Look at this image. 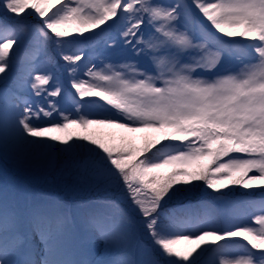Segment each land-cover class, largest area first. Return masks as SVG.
<instances>
[{"label":"snow or ice","instance_id":"1","mask_svg":"<svg viewBox=\"0 0 264 264\" xmlns=\"http://www.w3.org/2000/svg\"><path fill=\"white\" fill-rule=\"evenodd\" d=\"M0 14V152L117 193L0 184V264H206L234 238L243 254L218 264H264V0H0ZM101 43L122 62L98 66ZM196 182L212 199L191 202Z\"/></svg>","mask_w":264,"mask_h":264},{"label":"rangeland","instance_id":"2","mask_svg":"<svg viewBox=\"0 0 264 264\" xmlns=\"http://www.w3.org/2000/svg\"><path fill=\"white\" fill-rule=\"evenodd\" d=\"M190 2V0H188ZM193 18L198 19L199 18V11L198 9H195L193 11ZM4 17L2 14H0V20H3ZM11 22V21H9ZM26 23L29 25H35L38 23V21L34 18H28L26 20ZM104 27V26H102ZM99 32L100 30H95ZM87 35V33H86ZM27 43V42H26ZM13 51H15V46L13 48ZM100 61H103V64L98 63V66L103 67L106 63H117L122 62V58L115 57L111 55V49L105 48L103 43L99 46L98 53ZM53 55L55 56L56 53L53 52ZM57 59H59L58 56H56ZM63 63L62 61L60 62ZM15 75V73H13ZM64 80L65 85L67 86V77L66 75L62 77ZM71 92L75 93L74 89H69ZM25 95L29 98L31 97V92L26 91ZM38 99V98H36ZM59 99V98H57ZM88 99V98H85ZM98 99V98H93ZM61 105L71 110V104L70 101L65 100L61 101ZM98 131L108 135V134H114L117 137V140L121 136H127L134 140V142L138 145L143 144L145 139L151 136L157 135L156 133L152 132H136V133H128L125 132L122 129L118 128H109V127H99L97 129ZM74 132H83V129H80L79 127H74L72 129ZM51 135H63V133L55 132L51 133ZM64 162L63 160H60L58 162V166L55 168H47L42 166H35L30 164H22L18 163L10 158H8L6 155H4L2 152H0V184H3L4 182H8L10 184L15 185L22 193L27 194L30 197L36 198V199H42V198H55L59 200H65V201H87L90 199H103L106 197H114L117 195V193L111 191V190H105L103 187L100 188H86V187H80L76 184L74 178L69 175L64 170ZM197 188L195 192L191 194V202L193 204L197 203L200 200H210L212 199V196L209 195L212 193L215 195L214 190L207 189L202 186L203 182H196ZM227 183V181H225ZM237 189V192H235L230 199H236L239 198L241 193L239 191V186H232ZM222 191H228V189H223ZM257 191L258 190H254ZM260 197L257 195L254 197V199H259ZM125 207H130L131 201L125 199L123 201ZM174 206V205H173ZM215 208L222 209L223 208V202H218L215 206ZM141 239L151 246V241L148 239L147 235L144 233H141ZM239 238H234V240ZM233 241L225 242L218 241L217 244H225V250L227 253H230V255L226 257H220L219 254L213 249L212 251H209L207 255L204 257V261L206 264H218V261L220 259H233V258H239L243 254V248L235 243ZM183 248H192L195 247V245L192 244H184L181 245Z\"/></svg>","mask_w":264,"mask_h":264},{"label":"bare ground","instance_id":"3","mask_svg":"<svg viewBox=\"0 0 264 264\" xmlns=\"http://www.w3.org/2000/svg\"><path fill=\"white\" fill-rule=\"evenodd\" d=\"M53 2H55V0H53Z\"/></svg>","mask_w":264,"mask_h":264},{"label":"water","instance_id":"4","mask_svg":"<svg viewBox=\"0 0 264 264\" xmlns=\"http://www.w3.org/2000/svg\"><path fill=\"white\" fill-rule=\"evenodd\" d=\"M123 130V129H122ZM125 131V130H124ZM126 132V131H125Z\"/></svg>","mask_w":264,"mask_h":264}]
</instances>
